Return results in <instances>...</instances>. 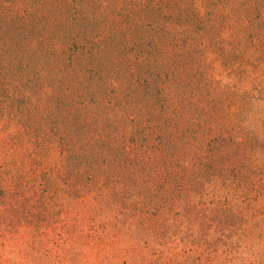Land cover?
I'll return each instance as SVG.
<instances>
[{"label": "rangeland", "instance_id": "374dc122", "mask_svg": "<svg viewBox=\"0 0 264 264\" xmlns=\"http://www.w3.org/2000/svg\"><path fill=\"white\" fill-rule=\"evenodd\" d=\"M0 264H264V0H0Z\"/></svg>", "mask_w": 264, "mask_h": 264}]
</instances>
